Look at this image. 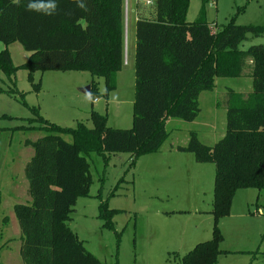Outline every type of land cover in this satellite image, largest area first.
Wrapping results in <instances>:
<instances>
[{"label":"trees","instance_id":"1","mask_svg":"<svg viewBox=\"0 0 264 264\" xmlns=\"http://www.w3.org/2000/svg\"><path fill=\"white\" fill-rule=\"evenodd\" d=\"M208 1L202 0L199 16L192 22L186 18L190 0H155L152 15L137 20L130 128L109 126L106 114L95 110L90 113L91 126L81 121L74 128H63L36 108L32 111L37 119L13 128L45 132L36 140L25 141L34 148L25 166L31 202L14 206L23 264H101L69 226L77 199L91 196L87 155L127 152L134 165L168 139L169 118H197L199 97L215 88L217 77L248 75L251 92L226 91L227 129L222 138L205 144L191 130L186 145L176 146L177 151L192 153L197 163L215 166L209 211L212 237L179 257L180 263L215 264L221 253L229 252L220 248L219 219L228 214L238 189L264 192V42L240 48L249 36H264V25L236 24L232 18L216 28L206 18ZM29 2L0 0V41L5 45L19 42L30 52L27 61L13 65L8 49L0 50V69L10 78L20 68L28 70L35 91L41 84L35 81V73L51 70L88 71L91 95L99 94L96 78H103L105 95L115 89L124 64L125 0H84L87 10L78 8L73 0H57V12L52 16L29 11ZM10 93L22 99L25 95L18 89ZM96 197L100 200L97 217L104 227L115 229L113 218L118 210L100 193Z\"/></svg>","mask_w":264,"mask_h":264},{"label":"rangeland","instance_id":"2","mask_svg":"<svg viewBox=\"0 0 264 264\" xmlns=\"http://www.w3.org/2000/svg\"><path fill=\"white\" fill-rule=\"evenodd\" d=\"M202 4V0H190L188 21L198 18ZM145 8L154 11V5ZM205 11L216 28L232 18L236 24L264 25V0H209ZM129 13L125 0L124 64L116 88L107 95L103 78H96L99 94H92L91 101L86 99L88 95L80 88L92 80L88 71H37L35 81L41 84L40 90L35 91L28 70L18 69L11 79L0 69V264H23L21 229L14 206L31 202L25 166L34 148L25 145V141L36 140L45 132L13 128L31 124L30 118L37 119L32 108L63 128H74L81 121L91 126L92 110L106 114L109 126H132L136 34L135 21ZM263 42L264 36H249L240 48L245 50ZM4 48L8 49L13 65L27 61L30 54L19 42L5 45L0 41V50ZM215 84L213 90L201 93L197 118H169L168 139L159 150L140 156L134 165L127 152L87 155L92 175L91 196L77 199L69 226L101 264H181L179 257L196 243L211 238L213 216L209 211L215 166L197 163L190 152L193 159L189 163L178 158L180 153L169 149L171 144L186 145L191 130H196L205 144L217 142L227 129L226 91H252L248 75L217 77ZM15 89L25 92L23 99L10 93ZM63 136L71 141L69 134ZM195 166L209 167L211 172ZM99 193L110 207L118 210L113 218L115 229L104 227L97 217ZM218 227L222 235L220 248L230 252L220 254L215 264H264V192L256 188L238 189Z\"/></svg>","mask_w":264,"mask_h":264},{"label":"crops","instance_id":"3","mask_svg":"<svg viewBox=\"0 0 264 264\" xmlns=\"http://www.w3.org/2000/svg\"><path fill=\"white\" fill-rule=\"evenodd\" d=\"M154 1L155 0H127V7H128V13H129V15L130 14H132V16H133V20L135 21V34H136V22H137V20L140 18V17H150L151 15H152V8H145L146 6H153L154 5ZM135 48H136V44H135ZM119 72H121V71H119ZM119 72H118V76H117V84H118V77H119ZM91 83H92V80L89 82L88 81V83H87V85H91ZM86 86V85H85ZM90 95H91V93H90ZM95 100H96V98H95ZM113 127V126H112ZM1 130V129H0ZM171 149H169V151L170 152H174V151H176L177 153H180V155H179V159H181V160H186V161H188L189 163H191L192 162V159L194 158V156H193V158H192V156H190L189 154H188V152H178L177 150H176V146H178V145H176V146H174L173 144H171ZM183 153H185V154H183ZM131 159H132V157H131ZM195 160V159H194ZM192 166H194V164H192ZM196 167V169H203V170H208L209 172H211V168H209V167H202V166H195ZM213 186H214V183H213ZM213 198V197H212ZM213 200V199H212ZM211 210V209H210ZM98 216V215H97ZM212 237V236H211ZM207 240H209V239H207ZM206 241V240H205ZM200 242H203V241H200ZM199 243V242H198ZM197 244V243H196ZM195 244V245H196ZM194 245V246H195ZM193 246V247H194ZM192 247V248H193ZM191 248V249H192ZM191 249H189V250H191ZM222 249V248H221ZM188 250V251H189ZM223 251H229V250H226V249H222ZM187 251V252H188ZM186 252V253H187ZM230 252V251H229ZM228 252H223V253H221V255L222 254H227ZM256 256H254V258H255Z\"/></svg>","mask_w":264,"mask_h":264},{"label":"clouds","instance_id":"4","mask_svg":"<svg viewBox=\"0 0 264 264\" xmlns=\"http://www.w3.org/2000/svg\"><path fill=\"white\" fill-rule=\"evenodd\" d=\"M78 8L87 10L84 0H73ZM58 4L57 0H30L28 4L29 11H37L47 16L55 15L57 12ZM89 101L93 98L91 95L86 97Z\"/></svg>","mask_w":264,"mask_h":264},{"label":"water","instance_id":"5","mask_svg":"<svg viewBox=\"0 0 264 264\" xmlns=\"http://www.w3.org/2000/svg\"><path fill=\"white\" fill-rule=\"evenodd\" d=\"M80 91L86 95H90L91 93V85H86L80 88Z\"/></svg>","mask_w":264,"mask_h":264}]
</instances>
